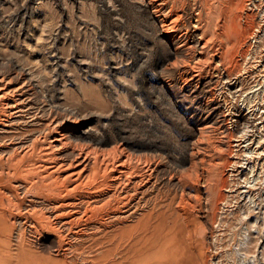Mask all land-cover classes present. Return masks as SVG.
<instances>
[{"label":"bare ground","instance_id":"obj_1","mask_svg":"<svg viewBox=\"0 0 264 264\" xmlns=\"http://www.w3.org/2000/svg\"><path fill=\"white\" fill-rule=\"evenodd\" d=\"M257 1L264 6V0ZM243 4L244 0H140L158 25L162 40L173 45L172 67L184 85L198 84L206 78L221 80L225 65L234 66V79H240L235 56L252 26L250 18L244 27L240 23ZM256 36L254 32L250 34V38ZM259 49L260 46L247 49L244 61L250 63L246 59L251 56L252 62L257 58L259 63L264 62ZM20 71L23 76L18 82L0 73V264H206L201 244L205 227L199 217L209 212L208 225L214 222L217 202L223 198L226 167L237 163L231 159L234 137L225 129V115L216 122L210 121L208 114L202 118L204 122L197 126V139L190 144L187 156L179 158L178 154L173 159L176 167L169 172L173 190L153 200L148 193L161 167L156 154L126 153L119 141L107 150H96L89 143L93 136L88 126L82 136L91 141L70 143L62 127L64 121L72 120L59 118L53 106H34L31 97L38 92V79L29 70ZM229 76L225 72V77ZM259 81L250 87L254 95L261 85ZM252 102L246 101V113L238 112L232 120L240 134L237 141H247L243 144L246 166L260 154L256 147L261 140L250 148L254 141L248 131L255 127L252 122L256 116ZM250 168L254 171L255 163ZM258 182L252 184L245 179L240 196L254 199ZM261 195L264 205V187H260ZM37 203L43 204L44 212L39 216L46 222L31 214ZM148 204L151 207L144 210ZM25 232L50 235L54 251L49 256L33 253L21 237ZM261 247L262 251L264 246ZM262 256L260 263L264 264Z\"/></svg>","mask_w":264,"mask_h":264},{"label":"rangeland","instance_id":"obj_2","mask_svg":"<svg viewBox=\"0 0 264 264\" xmlns=\"http://www.w3.org/2000/svg\"><path fill=\"white\" fill-rule=\"evenodd\" d=\"M260 4L257 0H244L239 12L243 27L249 18L252 21L235 56L241 69L240 79H234V66L225 65L227 71L221 68L224 72L222 77L219 75L221 80L206 78L198 84L184 85L179 72L172 67L173 45L162 40L158 25L147 7L140 5V0H0V73L11 76L16 82L23 76L21 69L33 73L39 82L37 80L38 92L33 93L31 101L36 107L53 106L59 118L74 122L66 120L62 127L67 130L70 143L89 142V138L88 141L83 138L82 130L91 127L93 137L89 143L96 150H107L119 141L126 153L156 154L161 167L148 193L153 200L173 190L169 181V172L176 167L173 159L178 154L179 158L187 156L190 144L197 139L196 128L204 122L202 118L208 114L209 120L216 122L225 115V129L234 137L231 159L237 163L226 167L223 198L217 202L214 222L208 225L209 212L199 217L205 227L201 244L206 264H261L260 256L264 259V249L261 251L264 205L260 196V187H264V94L260 88L264 90V62L259 63L258 58L252 62L251 56L246 59L250 63L244 61L248 50L256 46H260L261 55L264 54V6ZM188 21L189 16H184V22ZM177 24L181 26V21ZM252 32L257 38H250ZM188 37L191 41V36ZM225 72L229 78L225 77ZM258 80L263 85L256 87L259 90L254 95L250 87ZM245 100L253 101L256 114L252 122L255 127L248 131L254 141L250 148L261 140L256 147L260 154L251 162L255 163L254 171L251 164H244L247 141H237L240 134L232 121L238 112L246 113ZM229 116L232 118H227ZM99 139H106L107 143H100ZM239 142L240 146H236ZM148 144L153 147L149 149ZM247 178L252 184L259 181L254 199L249 195L240 196ZM156 184L161 186L156 187ZM149 207L150 204L144 210ZM34 208L31 214L44 222L39 216L44 212L43 204L37 203ZM21 237L35 254L47 256L54 251L50 235L25 232Z\"/></svg>","mask_w":264,"mask_h":264}]
</instances>
